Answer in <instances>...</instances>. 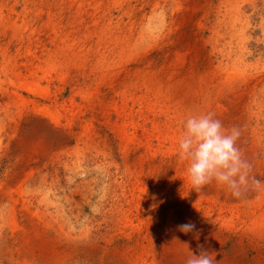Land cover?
<instances>
[{"label":"rangeland","instance_id":"374dc122","mask_svg":"<svg viewBox=\"0 0 264 264\" xmlns=\"http://www.w3.org/2000/svg\"><path fill=\"white\" fill-rule=\"evenodd\" d=\"M194 110L264 180V0H0V264H264V194L178 158Z\"/></svg>","mask_w":264,"mask_h":264},{"label":"clouds","instance_id":"9594fccd","mask_svg":"<svg viewBox=\"0 0 264 264\" xmlns=\"http://www.w3.org/2000/svg\"><path fill=\"white\" fill-rule=\"evenodd\" d=\"M240 134L237 126L225 127L210 111L194 110L185 116L178 140V158L185 163L194 190L215 182L238 199L250 191L255 192L258 198L264 194V180L253 174L252 163L237 146ZM177 228L190 233L195 225L186 222ZM198 247V254L190 251L185 264H218L214 251Z\"/></svg>","mask_w":264,"mask_h":264}]
</instances>
